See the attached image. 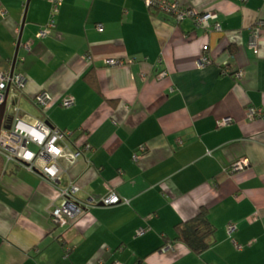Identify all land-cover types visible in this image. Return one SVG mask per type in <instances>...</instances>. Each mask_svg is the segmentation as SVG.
<instances>
[{"label": "crops", "instance_id": "0c3cea01", "mask_svg": "<svg viewBox=\"0 0 264 264\" xmlns=\"http://www.w3.org/2000/svg\"><path fill=\"white\" fill-rule=\"evenodd\" d=\"M27 1L0 0L2 71L13 67ZM177 1L216 11L223 31L152 13L145 0H61L56 28L40 39L53 3L30 0L15 66L28 81L9 94V110L31 109L71 132L88 159L61 186L72 178L88 208L57 225L60 188L4 164L0 264H264V118L247 115L264 108V25L252 46L264 0ZM43 89L53 97L44 110L32 102ZM70 95L75 104L64 107ZM225 117L233 121L220 124ZM242 157L250 165L230 172ZM111 192L122 201L103 203ZM203 208L214 243L200 254L184 242L164 250Z\"/></svg>", "mask_w": 264, "mask_h": 264}, {"label": "built area", "instance_id": "2783aa9c", "mask_svg": "<svg viewBox=\"0 0 264 264\" xmlns=\"http://www.w3.org/2000/svg\"><path fill=\"white\" fill-rule=\"evenodd\" d=\"M148 7L158 8L159 11L173 15L178 22L188 18L194 19L196 26L205 30L223 31L222 23L219 20V14L216 11L201 12L195 7L182 5L177 0H145ZM53 9L48 23L37 33L38 38H47L51 31L57 26V17L60 10L61 0H51ZM264 21H260L252 37V46L257 48V36ZM102 29V28H100ZM25 47L30 48V43H25ZM137 58H132V61ZM208 55H203L200 59V65L205 67L211 62ZM120 61L115 59L107 60L108 64H116ZM162 63V58L159 59ZM228 65V61L224 62ZM229 69H223V73H228ZM241 75V72H237ZM165 70L160 71V75H166ZM28 79L21 73H11L0 69V154L5 158L6 167L12 163L16 166L27 167L33 171H38L46 178L50 179L60 188V197L63 203L56 205L52 210L53 221L57 225H66L69 218H74L83 213L88 208V204L80 202L77 193L80 191L78 184L72 178L68 184L62 187L63 174L67 172L70 166L88 159L86 152L75 146L71 139V132L54 126L48 120H43L31 109L16 107L10 112L9 98L5 109V116L2 120L1 106L6 100V93L10 87V93L22 91ZM52 95L46 90H40L33 96L34 105L45 109L52 101ZM64 107H71L75 104V98L70 95L62 100ZM249 119L264 118V108L250 105L247 108ZM233 121L232 117H225L220 124H229ZM250 165L247 157L235 160L231 164L230 172H238L246 169ZM122 199L116 192H111L104 203L116 204ZM235 225L229 227L231 233ZM142 232V229L141 231ZM237 248L242 245L234 240ZM173 247L171 243L164 246V250ZM72 249H69V251Z\"/></svg>", "mask_w": 264, "mask_h": 264}, {"label": "trees", "instance_id": "16d2710c", "mask_svg": "<svg viewBox=\"0 0 264 264\" xmlns=\"http://www.w3.org/2000/svg\"><path fill=\"white\" fill-rule=\"evenodd\" d=\"M150 9L152 13L162 12V11H159L158 8H155V7H151ZM93 75L94 73H92V70H91L86 74L85 77L92 78ZM4 164H5V158L0 154V178L3 176ZM208 214H209L208 210L206 208H203L198 213V215H196L193 219L186 221V222H180L175 227V231H176L175 237L172 240H167L164 246L169 243L174 245L176 242H184L195 253H198V254L203 253L214 243V240H215L214 234H215L216 228L211 223Z\"/></svg>", "mask_w": 264, "mask_h": 264}, {"label": "water", "instance_id": "95a60500", "mask_svg": "<svg viewBox=\"0 0 264 264\" xmlns=\"http://www.w3.org/2000/svg\"><path fill=\"white\" fill-rule=\"evenodd\" d=\"M29 4H30V0L27 1V5H26V9H25L24 19H23V23H22V26H21V31H20L19 38H18L17 49H16V53H15V56H14L13 67L11 69V73L12 74L15 73V66H16V62H17V59H18L21 43H22L23 31H24V27H25V23H26V19H27ZM9 94H10V87L7 90V93H6V100L3 103V105L1 106L2 120L4 119V116H5V109H6V106H7V103H8ZM48 122L51 123V121H49V120H48Z\"/></svg>", "mask_w": 264, "mask_h": 264}, {"label": "rangeland", "instance_id": "374dc122", "mask_svg": "<svg viewBox=\"0 0 264 264\" xmlns=\"http://www.w3.org/2000/svg\"><path fill=\"white\" fill-rule=\"evenodd\" d=\"M22 99H23V98H22ZM12 102H13V100H12V99H9V104H12ZM21 102H22V101H20V104H21ZM61 103H62V102H61ZM22 106H23V105H22ZM46 110H47V111H46L47 113H50L49 110H48V108H47ZM47 113H46V115H47ZM78 186H79V185H78ZM79 187H80V186H79ZM80 189H81V188H80ZM78 193H79V192H78ZM105 204H107V203H105ZM81 214H82V213H81ZM81 214H80V215H81ZM78 216H79V215H78ZM72 250H73V248H72ZM70 251H71V250H70ZM70 251L67 250V252H68V256L70 255V254H69Z\"/></svg>", "mask_w": 264, "mask_h": 264}]
</instances>
